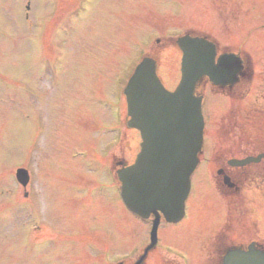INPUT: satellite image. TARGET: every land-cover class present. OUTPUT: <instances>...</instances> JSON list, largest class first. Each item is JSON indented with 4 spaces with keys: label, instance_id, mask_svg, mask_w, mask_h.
I'll use <instances>...</instances> for the list:
<instances>
[{
    "label": "rangeland",
    "instance_id": "obj_1",
    "mask_svg": "<svg viewBox=\"0 0 264 264\" xmlns=\"http://www.w3.org/2000/svg\"><path fill=\"white\" fill-rule=\"evenodd\" d=\"M28 1L0 0V180L6 184L5 194H0V200L4 201L0 209L15 207L18 201H22L19 189L12 185V171L18 166L33 168L41 185L35 210L48 227L52 229L54 225L57 229L53 233L58 234V240L53 247L59 245L60 248L56 252L50 247L48 251H43L44 247L31 246L22 231L19 246H16V230H12V226H0V264H57V258L64 259L66 254L68 257L77 253V247L72 244H78L81 219L86 218V207L67 204L70 188L62 183L61 178L68 179L71 166L76 167L77 164L67 161V150L91 144L92 140L78 124L83 113L89 109L95 110L96 116L98 113L101 116L96 107L89 108L86 102L89 96L97 94L95 87L100 80L125 69L129 52L123 45L132 38L145 41L146 33L154 28L161 35L173 37L187 29H194L224 46L238 47L245 41L259 56L264 48V44L260 43V40L264 41V0H150L152 13L144 12L132 21L130 15L146 0H96L95 19L84 25L83 31L69 39L61 50L65 63L58 67V72L62 73L52 87L49 86V79H41L43 75L36 73V60H33V54L31 56L33 48L36 55L40 54L42 44L37 39L33 46L30 39L36 30L30 27L31 22L28 23L24 12V4ZM66 2H69L68 6H65ZM69 8L70 1L64 0L62 9L66 12ZM46 12L37 3L31 5L29 14L40 18ZM65 12L54 13L51 17L61 21ZM158 15L165 23L162 28ZM163 39L151 46L161 50V62L171 56L173 50L170 41ZM168 66L172 78L165 84L167 88L176 80L173 61ZM45 71L49 74L47 69ZM34 77L39 79L37 86L44 93L39 94L38 88L31 84ZM61 84L66 87L62 88ZM103 92L102 89L98 93ZM104 95L112 97L110 91H105ZM48 96L54 97V108L49 107L45 99ZM54 114L55 117L60 116L56 122L61 131L55 125V118L53 121ZM108 132L102 128L94 141L99 135L107 136ZM62 133L65 137L61 136ZM55 139H63V152L50 147L51 144L57 147ZM104 141V138L98 140V146ZM108 153L109 156L124 154L118 148H111ZM101 166L79 172L90 177L87 178L88 183H106L96 178L101 174ZM200 173V179H203V168ZM67 205L75 209L71 210ZM115 210L121 212L118 208ZM7 215L0 216V221H5ZM111 238L115 241V234H111ZM172 243L178 246L181 239L177 237V241ZM82 252L87 253L86 250ZM87 257L79 261L84 262Z\"/></svg>",
    "mask_w": 264,
    "mask_h": 264
},
{
    "label": "water",
    "instance_id": "obj_2",
    "mask_svg": "<svg viewBox=\"0 0 264 264\" xmlns=\"http://www.w3.org/2000/svg\"><path fill=\"white\" fill-rule=\"evenodd\" d=\"M178 45L183 51L182 79L175 94L162 91L154 65L148 60L130 80L126 90L129 126L141 131L143 144L137 165L119 174L127 201L147 199L146 203L150 200L173 214L170 202L182 196L181 184L184 186L196 162L201 143L203 123L200 99L193 97L194 84L202 75L215 76L213 51L208 44L185 37L178 40ZM133 179L139 186L130 189ZM148 189L151 194L147 195ZM151 206H146L147 213Z\"/></svg>",
    "mask_w": 264,
    "mask_h": 264
},
{
    "label": "flooded vegetation",
    "instance_id": "obj_3",
    "mask_svg": "<svg viewBox=\"0 0 264 264\" xmlns=\"http://www.w3.org/2000/svg\"><path fill=\"white\" fill-rule=\"evenodd\" d=\"M263 147L260 141H241L239 144L228 142L223 149L217 151L215 158L219 163H216L219 168L224 169V174L229 176L230 180L238 178L240 173L245 174L246 179L242 194L239 188L232 191L221 187L218 193L213 195L217 202H222L223 207L214 212L216 218L213 219L210 229L216 232V238H221L223 245H229L231 240H234L241 246L253 244L256 249L264 252V158L254 170L229 169L226 166L230 159L264 154ZM220 249L217 248L218 251Z\"/></svg>",
    "mask_w": 264,
    "mask_h": 264
}]
</instances>
